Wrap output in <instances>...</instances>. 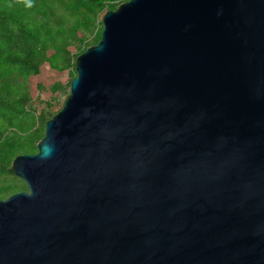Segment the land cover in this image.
I'll list each match as a JSON object with an SVG mask.
<instances>
[{"label": "water", "instance_id": "1", "mask_svg": "<svg viewBox=\"0 0 264 264\" xmlns=\"http://www.w3.org/2000/svg\"><path fill=\"white\" fill-rule=\"evenodd\" d=\"M76 71L0 264H264V0H130Z\"/></svg>", "mask_w": 264, "mask_h": 264}, {"label": "trees", "instance_id": "2", "mask_svg": "<svg viewBox=\"0 0 264 264\" xmlns=\"http://www.w3.org/2000/svg\"><path fill=\"white\" fill-rule=\"evenodd\" d=\"M58 1L65 2L33 0V6L27 7L24 0H0V175H15L12 162L16 157L38 153L37 145L45 137L47 122L55 116L48 119L43 112V127H37L31 92L26 83L17 81L13 74L38 76L44 61L59 73L73 70V81L77 76L78 57L102 38L101 32L88 44L89 34L94 33L90 20L85 19L88 23L74 15L60 13ZM123 3L121 0L67 1L70 6L87 10L90 16L107 7L109 11L116 10ZM64 90L60 83L53 85L45 97L46 105L50 108ZM6 190H0V199L28 189Z\"/></svg>", "mask_w": 264, "mask_h": 264}, {"label": "rangeland", "instance_id": "3", "mask_svg": "<svg viewBox=\"0 0 264 264\" xmlns=\"http://www.w3.org/2000/svg\"><path fill=\"white\" fill-rule=\"evenodd\" d=\"M64 1L65 2H57V9L60 13L74 15L75 17L80 18L81 20H84L88 23L89 21L85 19L90 20V23L93 27L92 31L94 30V33L92 35L88 33L90 39L87 41V43L91 44L93 39L98 36L101 32H103V18L105 14L109 11V7H107L97 15L90 16L88 15L87 10H83L81 7H76V5L70 6L67 4L68 0ZM127 1L128 0H121V2L124 3ZM90 47H92V45H90ZM73 51L74 53H77L75 48H73ZM13 75L17 81H20L21 83H26V88L31 92L32 95V113L37 118V127H43L44 122H42L41 120V114L43 112L46 113V118L50 119L52 115H56L63 109L65 102L71 93L70 84L74 73L73 70H68L66 72L59 73L55 70H52L49 67L48 63L42 61V73L38 76L27 77L25 74L21 73H14ZM57 83H60L62 86H64L65 90L64 92L58 94L57 100H55L52 103V106L49 108L44 102L47 99L45 97L47 96V94L50 93L49 89ZM18 187H27V185L22 179H20L16 175H0V190L7 189L6 191L10 192L12 190L17 189ZM26 192H28V190ZM10 196L11 195H8L7 197H4L0 200H6Z\"/></svg>", "mask_w": 264, "mask_h": 264}, {"label": "clouds", "instance_id": "4", "mask_svg": "<svg viewBox=\"0 0 264 264\" xmlns=\"http://www.w3.org/2000/svg\"><path fill=\"white\" fill-rule=\"evenodd\" d=\"M24 3L27 7H32L33 6V0H24Z\"/></svg>", "mask_w": 264, "mask_h": 264}]
</instances>
